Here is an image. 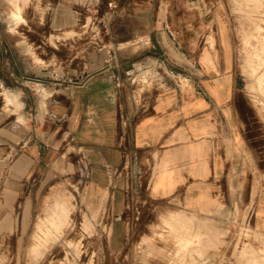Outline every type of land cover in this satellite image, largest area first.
<instances>
[{
    "label": "crops",
    "instance_id": "obj_1",
    "mask_svg": "<svg viewBox=\"0 0 264 264\" xmlns=\"http://www.w3.org/2000/svg\"><path fill=\"white\" fill-rule=\"evenodd\" d=\"M14 1L16 22L23 18ZM162 1L116 0L111 45L90 55L77 80L55 82L53 71L39 75L36 68L24 76L17 64L0 65V232L9 246L21 247L38 184L60 165L55 162L88 168L82 199L97 225L108 221L116 248L130 195L208 211L247 146L262 149L260 118L233 69L226 34L219 47H195L191 31L170 29L176 24L171 9L190 1H167V16L158 12ZM191 1L195 8L213 7L210 0ZM147 70L158 75L145 76ZM178 75L187 79L184 87ZM66 201L55 199L47 235L65 223ZM172 217L191 226L189 218ZM253 218L264 232V181L253 194ZM39 252L38 242L28 247L32 257Z\"/></svg>",
    "mask_w": 264,
    "mask_h": 264
},
{
    "label": "rangeland",
    "instance_id": "obj_2",
    "mask_svg": "<svg viewBox=\"0 0 264 264\" xmlns=\"http://www.w3.org/2000/svg\"><path fill=\"white\" fill-rule=\"evenodd\" d=\"M167 1L172 0H163L158 8L163 16L172 14ZM189 1L183 8L171 9L176 24L170 29L191 31L198 48L219 47L222 33L226 34L233 69L239 82L247 83L260 118L262 129L257 132H262V138L258 137L262 149L251 151L254 147L247 146L240 166L232 165L227 182L218 185V201L208 211L130 195L121 213L125 227L116 248L111 246L108 221L97 225L82 199L88 168L76 162L74 166L55 162L60 165L38 184L19 238L21 247L9 246L8 236L0 232V264H264V232L253 218V194L264 181V0H255V6L249 4L252 0H210L213 7L208 9L195 8ZM17 2L23 19L15 22L10 17L15 1L0 0V65L4 69L17 64L24 76L36 68L39 75L53 71L55 82L77 80L76 73L90 55L111 45L116 0ZM161 46L169 47L163 42ZM150 73L147 70L144 75ZM178 79L184 87L187 79L181 75ZM24 87L30 89L29 84ZM253 132L254 128L248 129V134ZM64 158H69L66 153ZM61 195L68 206L65 223L47 235L53 204ZM176 214L189 218L191 226H181L179 218L172 217ZM182 236L190 238L188 245L181 244ZM37 242L40 252L32 257L28 247Z\"/></svg>",
    "mask_w": 264,
    "mask_h": 264
},
{
    "label": "built area",
    "instance_id": "obj_3",
    "mask_svg": "<svg viewBox=\"0 0 264 264\" xmlns=\"http://www.w3.org/2000/svg\"><path fill=\"white\" fill-rule=\"evenodd\" d=\"M154 72H155V71H154ZM154 72H153V73H151V74H152V76H153V75H155V74H156V75H158V74H157V72H155V73H154ZM178 76H179V75H178ZM178 76H177V77H178ZM181 76L185 77L184 75H181ZM178 82L180 83L181 81L178 79ZM162 83H165V81H164V80H162Z\"/></svg>",
    "mask_w": 264,
    "mask_h": 264
}]
</instances>
